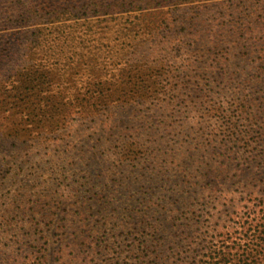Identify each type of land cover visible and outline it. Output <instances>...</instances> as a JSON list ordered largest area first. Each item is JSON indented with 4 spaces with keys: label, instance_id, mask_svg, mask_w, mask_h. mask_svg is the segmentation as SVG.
Listing matches in <instances>:
<instances>
[{
    "label": "trees",
    "instance_id": "obj_1",
    "mask_svg": "<svg viewBox=\"0 0 264 264\" xmlns=\"http://www.w3.org/2000/svg\"><path fill=\"white\" fill-rule=\"evenodd\" d=\"M244 1L249 14L243 15L240 25L237 7L229 27L213 23L207 36L211 47L225 45V51L245 42V66L238 86L225 108L217 110L215 104L210 110L204 108L210 127L201 150L196 151L200 156L194 162L189 157L179 161L173 157L177 154L174 148L165 160L169 166L163 170L159 161L164 151L149 141L148 133L141 132L144 117L133 115L134 111L128 115V105L136 97L146 96L155 83L153 65L159 64L153 61L157 50L159 53L157 44L156 48L153 45L155 39L174 27L175 33L178 27L181 32L185 30L201 11L213 7V0H0V141L15 145L23 139L32 142L47 135L46 140L54 147L52 169L61 174L54 178L62 184L67 173L77 176L75 186L66 194L52 189L46 196L50 215L41 216L56 231L43 236L41 254L33 264L48 262L49 241L61 244L71 252L70 260L76 259L74 250L79 243L105 231L90 220L92 209L111 217L115 204L123 202L132 226L133 211L144 223L150 202L146 190L148 185L151 188L149 179L156 178L162 183L159 188L165 189L168 179H175L183 165L197 167L198 162L201 168L207 167L204 171L194 169L201 180L219 181L224 173L234 171L229 162L238 156L246 159V164L260 161L264 166V0ZM255 10L258 14L251 19ZM204 32L208 31L202 27L194 32L195 50L188 52L181 47L188 68L195 67L196 58L204 50ZM20 52L32 63L12 74L3 73L8 71L5 67L18 61ZM217 64L222 70L224 61ZM49 65H60L58 76L46 69ZM185 72L190 77L192 72ZM64 74L71 76L67 79ZM77 74L79 78L73 80ZM115 106L126 107L127 116L108 111ZM101 156L108 161L112 158L111 163L98 164ZM80 162L82 169L77 167ZM175 166L179 168L173 172ZM255 178L252 175L248 181ZM85 184L88 187L82 190ZM174 184L178 189L179 183ZM249 184L239 182L244 187ZM81 191H89L99 207L91 205L85 195L81 197ZM126 192L130 196L123 200ZM255 196L252 211L246 213L249 219H245V228L232 231L228 239L222 238L223 233L218 235L227 249L215 255L227 263V256L240 250L235 264H264V189ZM156 204L155 212L162 215L160 201ZM141 205L145 207L139 211ZM157 227L153 226V233ZM130 246L129 252L136 255L146 249L143 242ZM53 257L57 262L63 260L60 247ZM11 260H15L11 254L0 257V264Z\"/></svg>",
    "mask_w": 264,
    "mask_h": 264
},
{
    "label": "rangeland",
    "instance_id": "obj_2",
    "mask_svg": "<svg viewBox=\"0 0 264 264\" xmlns=\"http://www.w3.org/2000/svg\"><path fill=\"white\" fill-rule=\"evenodd\" d=\"M212 3L213 7L209 6L201 11L198 17H194L192 25H186L182 32L178 27V33H175L177 28L174 27L170 33L165 31L155 39L153 45L156 48L157 44L159 48V53L157 50L153 59L159 63L153 65V70L156 71L155 83L146 96H138L128 105V115L134 111L133 115L141 114L144 117L141 132L148 133L149 141L152 140L164 151L162 160L159 161L163 170L169 166L165 160H169L168 154L174 148H177V154L173 157H177L179 161L189 157V161L194 162L200 156L196 155V151L201 150L199 148H202L201 143L210 127L204 108L210 110L215 104V109L218 110L228 105L245 66L246 49L245 42L240 41L242 38L235 45L236 48L225 51L222 48L225 45L211 47L207 36L212 31L213 23L219 26L220 23H225V27H229L237 7V14L240 13L237 25H240L243 15L249 14V9L245 8L246 2L213 0ZM257 14L258 11L255 10L250 18ZM187 16L188 13L184 17ZM199 27L208 31L202 36L206 45L196 58L195 67L188 68L186 61L182 59L181 47L188 52L195 50L196 38L193 34ZM148 52H151L150 49ZM18 58V61L5 67L8 71L3 73L25 69L32 63L30 57L21 52ZM221 61H224L222 70L216 66ZM59 68L60 65H49L46 69L58 76ZM186 70L192 72L190 77L185 75L188 73ZM63 76L68 79L71 75ZM76 76L73 75V80L79 78L78 74ZM125 108L115 106L108 111L115 116L126 117ZM47 138L45 135L32 142L23 139L15 145H11L9 141H0V257H10V254L15 257V260L7 261L8 264L37 262L34 258L41 254L43 236H50V233L56 231L41 216V213L50 215V202L46 196L50 195L52 189H60L61 194H66L69 188L75 186L77 176L67 173V180L62 184L54 178L61 174L52 169L54 147ZM97 157L100 158V155ZM111 161L112 158L108 161L104 156L97 160L101 166H107ZM248 162L246 164V159L240 156L230 160L229 165L234 171H227L221 180L215 182L198 177L194 169L198 167L201 171L207 170V167L201 168L198 162L195 164L197 167L186 164L178 171V165L175 166L173 172L176 171L177 177L168 179L165 189L159 188L162 183H157L156 178L149 179L151 188L148 185L146 190L149 191L147 198L150 202L144 223L133 211L135 219L132 226L125 216L128 210L123 202L115 204L114 216L111 217L102 215V211L96 214L97 209H92L90 220L105 231L89 238L84 244L79 243L74 250L76 259L73 260H70L71 252L68 249H63L59 243L50 244L49 241V258L46 264H226V260L215 255L219 250L227 249L218 235L223 233L222 238L228 239L232 231L244 229L245 219H249L246 213L252 211L251 208L256 203L255 195L258 196L264 189V166L260 161ZM77 167H83V163L80 162ZM252 175L256 178L249 182L248 177ZM239 182L250 184L249 187H244ZM174 183H179L180 188L177 189ZM87 187L85 184L81 189ZM84 193L81 191L80 196L85 195L84 199L94 207H99L95 206V199L89 196V191ZM129 196L126 192L123 200H128ZM159 197L162 215L156 213V203H159L156 200ZM174 201L175 204H172ZM144 207L145 205H141L139 211ZM156 225L157 232L153 233L152 228ZM141 242L146 249L140 255L129 252L132 243ZM59 247L64 257L61 262L53 257ZM240 252L239 250L238 253L227 256L230 261L227 264H235Z\"/></svg>",
    "mask_w": 264,
    "mask_h": 264
}]
</instances>
